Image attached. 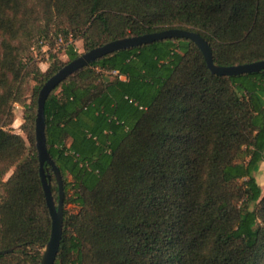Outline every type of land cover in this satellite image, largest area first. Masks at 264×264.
Listing matches in <instances>:
<instances>
[{
	"label": "trees",
	"instance_id": "16d2710c",
	"mask_svg": "<svg viewBox=\"0 0 264 264\" xmlns=\"http://www.w3.org/2000/svg\"><path fill=\"white\" fill-rule=\"evenodd\" d=\"M30 1L42 6L46 28L66 23L37 37L49 48L59 36L81 39L85 52L177 27L200 34L216 65L264 59V0ZM64 53L67 62L79 55L73 46ZM31 61L25 75L35 82V98L66 62L47 61L42 71ZM10 101L12 88L0 76V178L12 169L0 204V264H39L50 219L35 102L22 105L27 147L1 123ZM44 123L64 204L78 208L63 211L54 264H259L264 197L255 174L263 164L264 175V70L214 75L186 40L133 47L63 81L46 99Z\"/></svg>",
	"mask_w": 264,
	"mask_h": 264
},
{
	"label": "water",
	"instance_id": "95a60500",
	"mask_svg": "<svg viewBox=\"0 0 264 264\" xmlns=\"http://www.w3.org/2000/svg\"><path fill=\"white\" fill-rule=\"evenodd\" d=\"M165 40H186L192 43L202 54L208 70L217 76H235L256 73L264 70V59L239 65H216L213 62L212 52L209 44L200 34L188 29L171 27L107 42L99 47L83 52L76 58L65 63L55 73H53L42 84L38 91L34 119V138L35 151L38 161V174L50 219L49 237L42 251L39 264H54L62 238L63 227L64 192L62 177L58 168L51 160L46 146L44 123V105L46 99L63 81L67 80L79 70L105 56H109L117 51L130 49L133 47H140ZM46 166L50 167L57 185L56 202L52 195L50 173L46 171ZM9 251L10 250H7L5 253Z\"/></svg>",
	"mask_w": 264,
	"mask_h": 264
},
{
	"label": "rangeland",
	"instance_id": "374dc122",
	"mask_svg": "<svg viewBox=\"0 0 264 264\" xmlns=\"http://www.w3.org/2000/svg\"><path fill=\"white\" fill-rule=\"evenodd\" d=\"M41 8V5L37 6L30 0H17L15 4L8 5L0 4V76L4 80L6 87L12 88L13 99L8 104L9 114L2 118L1 123L5 122V130L23 137L27 147H29V143L26 140L24 132L21 130L24 122V109L22 105L27 106L34 101L35 113L37 100V96L33 98L32 93L35 82L30 76L25 75L27 70L32 66L30 65L32 61H28L32 58L42 71L46 69L47 65L44 63L47 61L48 64H52L54 60L67 63V56L64 53L66 49L60 50L54 60L49 59L50 56L47 58L42 53V46L39 45L37 37L43 34L44 30L52 32L57 27L65 29L66 23L62 20H56L46 28L41 17ZM24 12H29L30 16L26 21H22ZM74 49L79 55L84 52L81 39L75 40ZM13 64L15 65L13 66ZM11 173L12 169L4 177L0 178L1 205L5 203L8 197V184H6V181ZM255 179L260 186L261 197H264L263 164L260 166L258 172H256ZM52 194L56 202L57 198L54 193ZM64 210L69 211L71 214L78 212V208L75 205H65L63 203ZM259 264H264V250Z\"/></svg>",
	"mask_w": 264,
	"mask_h": 264
},
{
	"label": "built area",
	"instance_id": "2783aa9c",
	"mask_svg": "<svg viewBox=\"0 0 264 264\" xmlns=\"http://www.w3.org/2000/svg\"><path fill=\"white\" fill-rule=\"evenodd\" d=\"M39 45L42 46V53L43 55L47 56V58L50 55H56L60 50L66 49L69 46L74 47V41L71 37V35H68L67 38H63L62 36H59L54 40V44L51 48H49L44 41L40 40ZM75 50V49H74ZM115 73V72H114Z\"/></svg>",
	"mask_w": 264,
	"mask_h": 264
}]
</instances>
